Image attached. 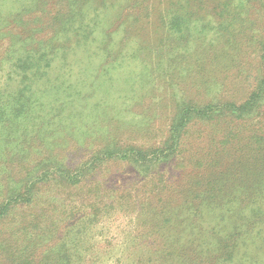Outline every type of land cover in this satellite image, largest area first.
I'll return each mask as SVG.
<instances>
[{"label": "rangeland", "instance_id": "rangeland-1", "mask_svg": "<svg viewBox=\"0 0 264 264\" xmlns=\"http://www.w3.org/2000/svg\"><path fill=\"white\" fill-rule=\"evenodd\" d=\"M87 1L28 0L25 5L5 9L0 15V87L13 80V89L18 90L26 78V82L40 79L35 88L45 98L42 104L52 106L56 96L49 94H55L51 88L64 90V99L70 94L67 91L79 88L71 85L73 77H63L64 69L77 70L94 57L92 80L98 74L109 80L134 71V80L146 86L119 106L109 103L110 111L105 115L99 112L90 120L87 115L76 118V126L59 122L63 116L69 122L68 112L61 110L59 117L46 114L50 106L34 113L25 106L24 114H29L13 124L14 133L10 126L0 125V166L8 171V184L14 191L6 188L0 203L13 193L29 205L35 191L39 202L25 208L24 214L43 210L35 219L43 229L38 221L42 224L49 219V211L74 212V204L91 203L87 197L93 194L98 196V205L91 211L99 214L118 210L122 201L135 206L136 213L134 225L112 227L122 254L118 264H227L220 250L223 244L213 235V223L199 217L195 208L205 182L225 170L229 160L236 162L247 152L244 143L237 140L264 124V0H242V6L234 0L236 10L230 12L216 7L223 0H181L186 11L182 16L189 28L181 34L169 28L172 8L176 7L170 8V4L178 0H91L90 5ZM12 2L0 0V5L8 7ZM200 22L205 26L202 32ZM88 36L99 43L85 44ZM73 45L80 52L70 57L68 51ZM227 45L236 49L229 53L234 65L229 64L227 73L210 79V89L200 90L193 80L200 65L199 51L211 46L220 52ZM35 53L41 56L42 70L56 60L62 78H56L52 71L42 76L40 65L24 76L28 65L22 62ZM120 53L127 55L122 67L115 64ZM71 61L74 65L69 64ZM187 62L197 67L188 69L189 76L182 79ZM1 100L3 104L5 99ZM57 105L59 110L61 103ZM114 115L122 123H108ZM234 137L231 146L224 145ZM6 140H10L9 149L3 150ZM221 146H226L224 152ZM105 148L128 160L106 161L99 155ZM51 178L53 183L63 180L64 185L70 178L77 179L84 187L68 192L48 182L34 189ZM154 196L162 199L164 216L154 215ZM144 202L151 206L143 209ZM4 212L0 209L2 218ZM35 220L24 222L27 228L14 238L6 234V226H0V244L10 249V253H0V260L20 253L28 255L32 246L37 252L39 247H46L45 241L38 247L34 242ZM54 226L52 219L51 229ZM102 256L107 258V254Z\"/></svg>", "mask_w": 264, "mask_h": 264}, {"label": "trees", "instance_id": "trees-1", "mask_svg": "<svg viewBox=\"0 0 264 264\" xmlns=\"http://www.w3.org/2000/svg\"><path fill=\"white\" fill-rule=\"evenodd\" d=\"M27 1L28 0H13L8 7L6 5L2 6L1 3L0 15L5 9L13 8L15 4L25 5ZM180 1L181 0H178L176 4H170V8L173 6L176 7L172 8L174 11L171 16L172 19L169 21V28L181 34V31L189 28L182 16L186 14V11L180 5ZM87 2L89 3L88 5H90L93 1L88 0ZM237 2L238 6L243 5L242 0H237ZM84 3L85 2H83V5ZM216 7H219L222 12H230L232 9L234 11L236 10L234 0H223L222 3L217 2ZM220 16H224V14H220ZM95 27L98 28L96 25ZM204 27V24L200 22V32L203 31ZM85 40V44L99 43V40L95 37L88 36ZM188 45L189 43L185 46V51H187ZM70 50L71 51H68L70 57L80 52L75 45H73ZM122 50L125 51V49ZM233 51H236V49H234L232 45H227L226 49L220 48V52H218V50L213 51L211 46L208 50L199 51L198 55L200 57L198 63H200V65H198V70L193 80L199 83L197 87H199L200 90L210 89V79L216 75L227 73L229 64L232 63L231 65H234V62L229 60V53ZM36 54L38 53L29 54L27 61L22 62V65L26 63V66H29L26 67L24 76L28 75L29 72L31 73L33 66L39 67L41 56H36ZM126 57L127 55H125V53H120V57L115 63L116 66L122 67L126 62ZM204 57H206V63H204ZM90 58L91 57H88L89 60ZM96 58L94 57L91 62H88L77 70L64 69L63 72L66 73L63 77H73L75 81L74 84L71 83V85H79V88L77 90L72 88L71 91H67L70 94L66 99L62 98L65 95L64 90L60 92V90L53 87L51 89L55 90L54 94L52 91H49L48 88L47 91H49V94L56 96V100H53L52 106L50 103L45 104L44 101L42 104V100L45 98L41 93L39 95L35 88L40 79L32 78L30 82H26L29 80V78H26L24 83V79L22 78V87L18 90L13 89L15 85L13 80H11L10 84L7 83V85L0 87V125L3 127L10 126L12 132L16 131V126L13 124L18 123L19 119L24 115L29 114L28 112L24 114L23 109L25 106H28L27 109L31 111V113L40 112L41 108L50 106L46 114L54 113L55 116L59 114L61 110L63 113L68 112L71 115L69 122H67L68 117L65 116L61 117L59 122L64 124L68 123L67 125L69 126H76L77 121L74 123L76 118L87 115L88 120H90L92 116L99 112L105 115L106 110L110 111L108 109L109 103H114L111 105L119 106L120 102L127 97L139 95L146 86L143 84L141 86L139 81L137 82L134 80L135 78L131 76L134 74V71H131L129 76L118 74L114 79L110 77L109 80L106 79L103 74H98L95 75L96 78L92 80V74L90 75L92 71L91 65ZM190 58L189 56L188 59ZM188 62L185 64L186 68L184 69L186 75H184V78L181 77L182 79H185V76L188 75V69L197 67V65H193L192 62ZM69 64L74 65L72 61ZM60 67L59 64H56V60L45 65L43 70L40 65V69L44 71L42 76H48L52 71L56 78H62ZM40 69L37 71L39 75L41 74ZM141 73L142 72H140V74ZM42 88L46 89L47 87L45 88L43 85ZM12 89L13 91H11ZM87 92L89 94H87ZM1 99H5L3 104ZM56 103H61L59 110H57L58 105L56 106ZM31 104L33 106H31ZM115 115L118 116V110ZM115 115L112 118L114 120H108V123L109 121L122 123L120 120L121 118L116 119ZM59 116L60 114L58 117ZM237 118L241 120L239 114ZM263 127L264 124H261V128H256L252 130L248 136L244 138L241 137L237 140L238 142L244 143L243 147L248 148L247 152L243 155V158L236 162L229 160L230 162L225 166V170L205 182V186L202 188L203 192L201 198H199V204L195 208V212H198L199 217L203 219L208 218L209 221L213 223V235L217 237L219 244L220 242L223 244L220 250L221 253L227 257V264H264ZM234 140L235 137L231 140L227 139L224 145L231 146ZM9 143L10 140H6V146L3 150L9 149ZM225 148L226 146H221L223 152ZM99 155L108 162L128 160L126 159L128 158L127 156L123 157L124 155H118L117 152L112 153L108 148H105ZM227 158L229 159V156ZM8 175V171L0 166V194L3 193L6 188L8 191L11 190L9 187L10 184H8ZM53 178L42 182L40 186H35L34 189L38 190L40 187L47 186L46 184L48 182L54 186H60L61 189L64 188L68 190V192L78 191L84 187L77 179L70 178L66 180V185H64L62 179L60 183L56 181L53 183ZM75 186H78L77 190L74 189ZM89 191L90 190H88V192ZM11 192L14 191L11 190ZM19 197V194L12 193L8 196L7 200L0 203V209L5 210L3 218L2 215L0 216V226H6V234L8 236H13V238L17 232L27 228L23 225L24 222L31 223L43 213V210H40L35 214H24L25 208L35 207L39 202V199L36 198L35 191L30 195L28 201L29 205H26V202L19 199ZM97 197L98 196L95 194L88 196L87 201L92 202H87L86 205L82 204L77 207L74 204V212L71 211L72 209L62 210L56 213L49 211V219H46L42 224L38 221L40 225H43V229L37 225V221L35 220L36 222L32 229L35 239L34 242L37 243L38 247V245L43 244L45 241L46 247L42 250H39V247L37 252L32 246L30 254L23 255L20 253L16 256L9 255V257L6 258L7 260H0V264H118L122 254L118 252L117 248L120 245L118 242L119 237L116 233H112V227H114L115 224L117 229L120 225H122V227L134 225L136 213L135 206L130 207L127 203L121 201L118 210L111 209L109 213L99 214L91 211L93 206L97 203L95 202ZM154 197L155 199L153 198V200L157 201V203L154 204L159 205L157 208L152 204V208L155 209L154 215H163L162 211L164 210L161 209L162 206L160 204L162 199L156 196ZM50 203L51 201L48 204ZM114 204L118 203L115 202ZM51 205H53V202ZM148 205L151 206V204L145 203L143 209L148 208ZM85 207H89L87 211ZM52 219L55 220L54 229H51ZM166 219L167 218H165V220ZM113 251H115V253ZM1 252L3 255L5 252L10 253L9 246L7 244L3 246L0 244V253ZM101 252L102 254H107V258H104ZM165 256L168 257L169 254Z\"/></svg>", "mask_w": 264, "mask_h": 264}]
</instances>
